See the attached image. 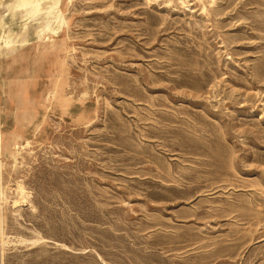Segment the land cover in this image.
<instances>
[{"label": "rangeland", "instance_id": "1", "mask_svg": "<svg viewBox=\"0 0 264 264\" xmlns=\"http://www.w3.org/2000/svg\"><path fill=\"white\" fill-rule=\"evenodd\" d=\"M0 106L1 264H264V0H0Z\"/></svg>", "mask_w": 264, "mask_h": 264}, {"label": "bare ground", "instance_id": "2", "mask_svg": "<svg viewBox=\"0 0 264 264\" xmlns=\"http://www.w3.org/2000/svg\"><path fill=\"white\" fill-rule=\"evenodd\" d=\"M50 40V39H49ZM50 42V41H49ZM47 43V42H46ZM41 47V46H40ZM46 48V47H45ZM1 106H0V124H1ZM18 137V136H17ZM16 139V138H15ZM9 140H10V138H9ZM8 140V141H9ZM11 141V140H10ZM28 143V142H27ZM3 137H2V134H1V130H0V156L2 155V152H3V147H5V146H3ZM29 144V143H28ZM19 145V144H18ZM28 146V145H27ZM7 148L9 149V147L7 146ZM3 157V156H2ZM1 168H2V165H1ZM0 198H1V200H2V194H1V196H0ZM18 204V203H17ZM0 234L1 235H3V229H2V227L0 228ZM5 241H3L2 242V245H5ZM2 250V249H1ZM1 264V263H0Z\"/></svg>", "mask_w": 264, "mask_h": 264}]
</instances>
